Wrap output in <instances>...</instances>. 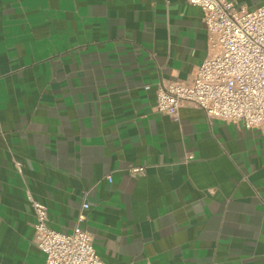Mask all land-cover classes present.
Here are the masks:
<instances>
[{
	"label": "crops",
	"instance_id": "crops-1",
	"mask_svg": "<svg viewBox=\"0 0 264 264\" xmlns=\"http://www.w3.org/2000/svg\"><path fill=\"white\" fill-rule=\"evenodd\" d=\"M211 51L186 0H0V264H44L28 193L106 264H264V126L154 110Z\"/></svg>",
	"mask_w": 264,
	"mask_h": 264
},
{
	"label": "built area",
	"instance_id": "built-area-1",
	"mask_svg": "<svg viewBox=\"0 0 264 264\" xmlns=\"http://www.w3.org/2000/svg\"><path fill=\"white\" fill-rule=\"evenodd\" d=\"M186 2L201 9L212 51L196 68L192 83L157 87L154 110L177 119L188 103L211 119L246 129L264 126V3L251 9L234 0ZM16 168L20 172L19 163ZM127 172L140 175L144 167L130 166ZM27 199L35 218L33 242L44 254V264H106L89 232L78 226L69 233L52 229L47 207L29 193ZM86 208L83 203L81 209ZM83 219L81 213L78 221Z\"/></svg>",
	"mask_w": 264,
	"mask_h": 264
}]
</instances>
